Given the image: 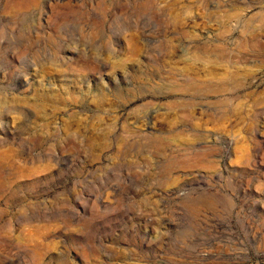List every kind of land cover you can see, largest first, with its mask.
Segmentation results:
<instances>
[{
  "label": "rangeland",
  "instance_id": "374dc122",
  "mask_svg": "<svg viewBox=\"0 0 264 264\" xmlns=\"http://www.w3.org/2000/svg\"><path fill=\"white\" fill-rule=\"evenodd\" d=\"M0 264H264V0H0Z\"/></svg>",
  "mask_w": 264,
  "mask_h": 264
}]
</instances>
